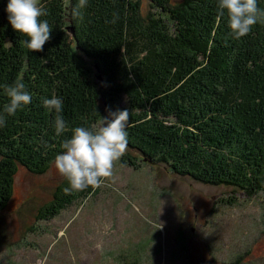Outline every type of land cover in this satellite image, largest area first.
<instances>
[{
  "label": "trees",
  "instance_id": "obj_1",
  "mask_svg": "<svg viewBox=\"0 0 264 264\" xmlns=\"http://www.w3.org/2000/svg\"><path fill=\"white\" fill-rule=\"evenodd\" d=\"M77 3L42 1L47 15L41 19L53 31L41 52L22 47L20 40L28 38L13 30L7 11L0 13V114L6 117L0 212L19 167L45 174L73 128L94 125L122 100L130 122L121 164L136 169L138 162H158L178 178L231 194H264V23L237 41L227 18L217 19V0H181L172 12L171 0H156L158 9L171 13L170 24L147 23L132 0H88L73 17ZM258 4L264 8V0ZM17 79L32 101L8 116L4 86ZM53 95L68 122L59 137L55 113L42 105ZM68 187L63 178L37 222L51 221L97 189L66 194Z\"/></svg>",
  "mask_w": 264,
  "mask_h": 264
},
{
  "label": "rangeland",
  "instance_id": "obj_2",
  "mask_svg": "<svg viewBox=\"0 0 264 264\" xmlns=\"http://www.w3.org/2000/svg\"><path fill=\"white\" fill-rule=\"evenodd\" d=\"M132 1L147 23H171L156 0ZM180 2L171 0L170 11ZM8 3L0 0V13ZM138 165L118 162L91 196L48 222H37L38 211L64 177L54 162L40 176L19 167L0 212V264H264V194H231L158 162Z\"/></svg>",
  "mask_w": 264,
  "mask_h": 264
},
{
  "label": "clouds",
  "instance_id": "obj_3",
  "mask_svg": "<svg viewBox=\"0 0 264 264\" xmlns=\"http://www.w3.org/2000/svg\"><path fill=\"white\" fill-rule=\"evenodd\" d=\"M88 0H78L70 10L73 17H80L81 10ZM217 19L227 18V27L235 40H241L252 32L258 23H264V8L258 0H217ZM8 20L14 31L27 40L19 44L30 52H41L51 39L52 28L46 19V9L40 0H9L7 4ZM5 94L9 102L4 104L3 113L13 116L18 110L29 105L32 95L25 84L17 79L12 85H5ZM42 105L55 113L54 130L57 137L68 129V122L62 115L63 102L53 95L44 98ZM130 113L127 109L108 110V116H101L92 126L73 128L71 138L61 145L62 152L57 154L54 166L69 183L65 193L95 189L113 176L116 164L121 160L128 147ZM6 125V117L0 114V127ZM159 228H162L160 224ZM158 228V229H159Z\"/></svg>",
  "mask_w": 264,
  "mask_h": 264
},
{
  "label": "water",
  "instance_id": "obj_4",
  "mask_svg": "<svg viewBox=\"0 0 264 264\" xmlns=\"http://www.w3.org/2000/svg\"><path fill=\"white\" fill-rule=\"evenodd\" d=\"M70 31H71L72 34L74 33V32H73V29H71V28H70Z\"/></svg>",
  "mask_w": 264,
  "mask_h": 264
}]
</instances>
